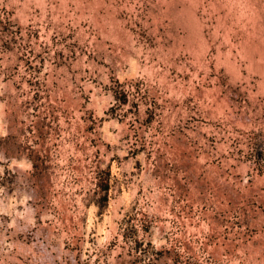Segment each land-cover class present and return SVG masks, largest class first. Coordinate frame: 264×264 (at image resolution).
<instances>
[{"label":"rangeland","instance_id":"1","mask_svg":"<svg viewBox=\"0 0 264 264\" xmlns=\"http://www.w3.org/2000/svg\"><path fill=\"white\" fill-rule=\"evenodd\" d=\"M0 264H264V0H0Z\"/></svg>","mask_w":264,"mask_h":264}]
</instances>
